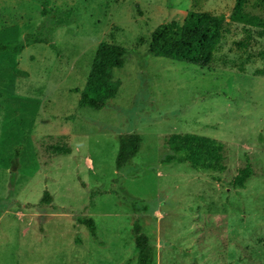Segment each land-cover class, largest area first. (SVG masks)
Listing matches in <instances>:
<instances>
[{
    "label": "rangeland",
    "instance_id": "374dc122",
    "mask_svg": "<svg viewBox=\"0 0 264 264\" xmlns=\"http://www.w3.org/2000/svg\"><path fill=\"white\" fill-rule=\"evenodd\" d=\"M234 7L0 0V264H136L134 224L150 264H264V0ZM189 11L224 18L214 63L149 56L151 32ZM102 42L125 51L113 70L119 87L103 108H80L75 90ZM131 133L140 150L116 172L117 137ZM172 135L211 138L222 160L206 169L166 162ZM56 144L69 154L48 159ZM16 150L21 169L9 186Z\"/></svg>",
    "mask_w": 264,
    "mask_h": 264
},
{
    "label": "trees",
    "instance_id": "16d2710c",
    "mask_svg": "<svg viewBox=\"0 0 264 264\" xmlns=\"http://www.w3.org/2000/svg\"><path fill=\"white\" fill-rule=\"evenodd\" d=\"M245 2L246 0H235L234 10L239 12ZM223 22L224 18L221 15L189 11L180 23L168 22L158 25L150 34L146 52L153 57L187 63L201 68L208 67L217 59L216 54L220 49L219 40L224 32ZM259 23L264 27V21ZM48 24V17L45 16L41 27L44 28ZM236 46L242 48L244 44L237 43ZM124 53L122 47L113 43L102 42L96 46L84 85L80 90H75L78 93V107L99 110L115 97L119 82L113 80V70L122 67ZM259 55L264 59V50H261ZM228 62L231 63L229 60L221 59L223 66ZM42 140L58 142L51 136L44 137ZM168 140V143L173 145V154L164 158L166 162L177 158L180 161H187L195 168L206 169L211 164L222 160V146L211 138L195 135H172ZM117 142L114 169L119 172L138 154L142 140L139 135L131 133L119 135ZM179 151H183L184 154L177 156ZM45 154L48 159H51L61 154H69V149L56 144L50 146ZM18 156L19 151H14L9 167V173H12L9 186L12 185L13 177L15 179L17 172L21 169L18 164ZM247 176L246 170L242 169L233 182L241 187ZM49 202L50 195L47 191H43L40 204L47 205ZM130 208L132 212L138 211L135 204H131ZM131 231L136 249L135 263L150 264L152 257L147 239L137 224L133 225Z\"/></svg>",
    "mask_w": 264,
    "mask_h": 264
}]
</instances>
